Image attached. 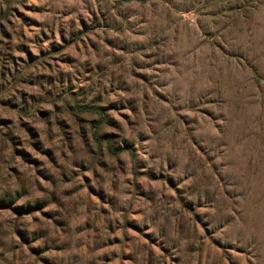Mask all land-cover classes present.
I'll list each match as a JSON object with an SVG mask.
<instances>
[{"label": "rangeland", "instance_id": "374dc122", "mask_svg": "<svg viewBox=\"0 0 264 264\" xmlns=\"http://www.w3.org/2000/svg\"><path fill=\"white\" fill-rule=\"evenodd\" d=\"M0 264H264V0H0Z\"/></svg>", "mask_w": 264, "mask_h": 264}]
</instances>
